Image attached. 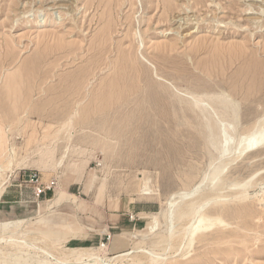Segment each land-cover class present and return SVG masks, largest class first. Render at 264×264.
Wrapping results in <instances>:
<instances>
[{
	"label": "rangeland",
	"instance_id": "1",
	"mask_svg": "<svg viewBox=\"0 0 264 264\" xmlns=\"http://www.w3.org/2000/svg\"><path fill=\"white\" fill-rule=\"evenodd\" d=\"M68 1L0 0V237L9 234L5 223L33 218L10 230L32 248H11L5 261L69 264L92 250L112 257L107 233L143 230L142 215L152 214L160 236L177 233L206 201L208 229L179 252L177 264H250L244 241L256 262L264 260V145L243 149L264 129V0ZM207 121L230 124L229 158ZM46 146L54 155L42 171L33 155ZM71 163L82 171L80 182L71 180ZM29 173L56 181L38 200L39 216L19 207L35 202L24 188ZM61 182L85 206L76 213L63 207L54 219L76 220L79 238L61 244L75 248L72 254L52 249L35 226L48 209L42 201L57 196ZM214 219H225L234 234L222 237ZM151 242L141 245L153 249ZM178 243L155 249L173 256ZM86 260L80 264H100Z\"/></svg>",
	"mask_w": 264,
	"mask_h": 264
},
{
	"label": "bare ground",
	"instance_id": "2",
	"mask_svg": "<svg viewBox=\"0 0 264 264\" xmlns=\"http://www.w3.org/2000/svg\"><path fill=\"white\" fill-rule=\"evenodd\" d=\"M59 2L61 3V4H59V7H64L65 4L68 3L69 1L68 0H59ZM262 2H263V0H262ZM256 4L257 3H255L254 5H256ZM262 7H259V8H262ZM261 11L264 14V9ZM193 100H194L193 105L198 107L199 106L198 99L193 98ZM225 103L226 102L224 100L222 102H220V104H225ZM211 109H213V108H211ZM213 113H215V112H213ZM219 115H220V113H219ZM214 116H215V114H214ZM204 127L209 132H212L216 128H218V130L220 132L219 136L221 137L222 143L224 144V150L221 151V156L229 154L227 156L229 158L232 155L234 140H235L233 133L228 132V130H230V132H231L230 124H227L226 122H209V121H207V122H204ZM261 145H264V129L258 131L255 135L253 134L250 137H248L247 140L245 141L244 145H243V149H252L256 146H261ZM53 155H54V148L53 147L49 148L48 146H46L45 150L42 148H38L35 151V154L33 155V157L35 158L33 161V165L42 171H48L50 166H52L51 162L53 161ZM71 164L73 167H76V169H75L76 171L72 172V174H74V175L72 176L71 180L74 182H80L82 179V175H83L82 171H81L80 167H78L76 164H74V163H71ZM23 165L30 166V164L26 163V161L23 162ZM69 166L70 165H68L67 170H65V172H64L65 176L70 172ZM68 178H69V176L64 177L63 180L66 181ZM89 179L90 180H89V184H88L89 186L88 187H90V188L95 187L96 186V180H97L96 176L91 174ZM145 186H147V185H144V187ZM103 189H104V186L102 185V187L98 190V192L100 193ZM57 190H58V192H57L58 198L65 194L66 189H65L64 184H62V182L58 184ZM141 192H142V195H144L146 197L152 196V194L146 188L141 190ZM59 194H61V195H59ZM35 202H40V201H35ZM222 202H223L222 204L224 206H228V205L230 206L232 204V201H229V203H226V202L224 203V201H222ZM46 203L48 204V208H50L52 206L51 201L46 202ZM208 205H209V203H208V201H206L205 203L197 206V208L194 209L192 212H190L188 215H185L186 217L190 218L188 220L189 225L185 228L183 227L184 229H182V231H179L177 233H174L173 231H167V233H165L164 236H160L161 233L158 232V229L160 228V223H161L158 219V214L150 215L151 219H148L147 217L142 215L141 218H143L146 221L145 222L146 228H144L143 230H140V231H130V233L128 235L130 237V239L128 240V243H130L131 238L134 240H139V238H140V240L138 242L132 243L133 247L130 248V250H126L124 252L114 254L112 257H105V258H102L101 254L99 253L100 251L96 250V252H95L92 250V252L87 254V255H78L77 259L74 260L75 262L73 261L71 263H69V262L68 263L69 264H80L81 263L80 260L82 259V256H87V260L89 262L91 261L92 263L93 262H95V263L99 262L100 264H110V263L128 264V262H129L130 264H142L141 259L139 258V256H141L145 260L144 264H177L176 258L178 256H180L179 252L181 253L182 250H184L187 247L189 248L191 246L192 241L198 236L197 234L200 231V229L201 230L208 229V227L202 226V222L204 220L202 218V212H204V210L207 208ZM174 206H176V203L174 204ZM178 212H179V210L177 209V213ZM40 214H41V203H38L34 216H39ZM162 217L164 219V222H168V220L170 219L168 212H166L165 215H162ZM146 219H148V220H146ZM27 222H28V220H18L16 222H7L2 227V230L3 231H9V234L6 236L0 237V264H9L5 260H6L7 256L9 255L8 251H10L11 248H13V249H24V248L30 249V248H32V246L30 244H28L25 240L21 239L20 237H17L15 235V233L10 231L12 228H13V231L15 230L14 229L15 224L23 225ZM214 222L219 226L218 231L223 232L222 237L223 236H229L230 237L234 234L233 226H231V224L226 222L225 219H214ZM39 223H40V221H36L35 226L38 227L39 229H41ZM224 231H226V232H224ZM20 234L24 235L23 233H20ZM109 236L111 238V235H109ZM222 237H219V238H222ZM42 238L46 242H48L50 247L52 249H54L55 251L58 250V247H62L61 244L63 242H60L59 240L50 239L48 237L47 238L42 237ZM152 239H154L155 241ZM158 239H161L163 241V243H167L168 245L172 241H178L179 243H178V247L175 251V255L169 256V254H168L167 256H164L165 254H161V253L157 252L155 248H159V247L163 246L162 245L163 243L161 241H157ZM147 240L152 241L151 243H152L153 249H149V248L143 247L141 245V244L146 245ZM138 245H141V246H138ZM242 245L244 247V250L247 252L246 260L251 262L250 264H256V263L264 264V260H261L259 262H256L254 260V257L252 256L251 251L248 250L246 241L242 242ZM62 248H64V247H62ZM64 249H65L64 251H68L70 254L75 252V248H64ZM37 250L40 251L46 257H53L52 253H50L47 249L37 248ZM100 250L104 255L108 256L107 248L105 246L103 248H101ZM160 252H162V251H160ZM54 261H56V263H58V264L59 263L63 264V262H65L67 260H65L63 258H57V259H54Z\"/></svg>",
	"mask_w": 264,
	"mask_h": 264
},
{
	"label": "crops",
	"instance_id": "3",
	"mask_svg": "<svg viewBox=\"0 0 264 264\" xmlns=\"http://www.w3.org/2000/svg\"><path fill=\"white\" fill-rule=\"evenodd\" d=\"M57 198L58 197L54 193L51 199H47L42 202L54 201ZM38 203L39 202H34L33 204H28L25 206L19 205V207H21L22 209L21 212L23 214L31 213L35 215ZM63 207H67L68 209H70L71 213H76L77 211H83L85 208L83 203L78 202V199L75 194L66 191L61 201H59L57 204H55L54 206H51L50 208L44 211V215L40 222V227L41 229L44 230L43 234L50 239L59 240L60 242H62V240L66 241L67 239L73 240V239L79 238V227L76 225V220L74 221L69 220V222L67 223L65 222L64 217L62 218L64 222L63 221L57 222L56 220H54L59 215L58 211L62 209ZM29 219H33V218H30V217L21 218L18 220H29ZM18 220H14V221H18ZM129 233L130 231L119 233V234H116V233L110 234L111 240L109 242L108 249L110 252H112V254L124 252L123 250L128 244L125 238L127 235H129ZM65 241L63 242L65 243Z\"/></svg>",
	"mask_w": 264,
	"mask_h": 264
},
{
	"label": "built area",
	"instance_id": "4",
	"mask_svg": "<svg viewBox=\"0 0 264 264\" xmlns=\"http://www.w3.org/2000/svg\"><path fill=\"white\" fill-rule=\"evenodd\" d=\"M24 184H25V190H27L26 193L30 194L31 198H33L35 201H38L40 198H43L48 192H53L56 181H51L49 184H44L40 181L39 177L35 173H29L25 176ZM133 216H130V220H133ZM110 234L107 233L105 235L104 241H106L108 244L111 240Z\"/></svg>",
	"mask_w": 264,
	"mask_h": 264
}]
</instances>
